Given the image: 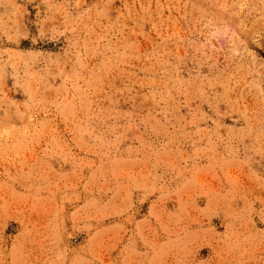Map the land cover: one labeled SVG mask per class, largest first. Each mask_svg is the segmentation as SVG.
I'll return each instance as SVG.
<instances>
[{
	"label": "rangeland",
	"instance_id": "1",
	"mask_svg": "<svg viewBox=\"0 0 264 264\" xmlns=\"http://www.w3.org/2000/svg\"><path fill=\"white\" fill-rule=\"evenodd\" d=\"M0 264H264V0H0Z\"/></svg>",
	"mask_w": 264,
	"mask_h": 264
}]
</instances>
